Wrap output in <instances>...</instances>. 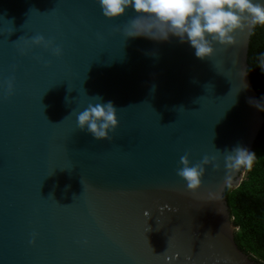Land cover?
I'll return each mask as SVG.
<instances>
[{"label": "water", "instance_id": "1", "mask_svg": "<svg viewBox=\"0 0 264 264\" xmlns=\"http://www.w3.org/2000/svg\"><path fill=\"white\" fill-rule=\"evenodd\" d=\"M135 15L0 0V264H165L167 248L171 264H262L238 247L228 201L246 170L224 182L225 150L252 151L264 124L247 63L257 27L209 61L176 38L125 40ZM37 34L63 55H21ZM97 95L117 107L110 140L77 128ZM185 153L219 165L195 196L177 176Z\"/></svg>", "mask_w": 264, "mask_h": 264}, {"label": "clouds", "instance_id": "2", "mask_svg": "<svg viewBox=\"0 0 264 264\" xmlns=\"http://www.w3.org/2000/svg\"><path fill=\"white\" fill-rule=\"evenodd\" d=\"M96 3L108 20L119 19L130 9L135 12V18L123 30L125 40L142 37L155 42H169L176 38L182 44H189L200 60L210 61L216 55L215 45L222 48L234 46L238 33L264 26L262 0H96ZM32 48H43L57 58L63 55L61 47L40 34L25 39L24 47L19 51L24 55ZM6 84L5 95L11 97L15 92L14 76ZM91 99L94 102L75 113L77 128L97 141L110 140L109 133H114L119 126L117 107L111 101L104 102L98 95L91 96ZM225 152L227 175L224 182L231 187L232 173L251 169L256 154L241 145ZM216 160V156L205 155L201 161L191 164L188 153L180 157L177 176L186 183L193 196L202 187L205 166L211 163L214 168L219 167ZM158 256L165 264L176 259V256L168 255V248Z\"/></svg>", "mask_w": 264, "mask_h": 264}, {"label": "trees", "instance_id": "3", "mask_svg": "<svg viewBox=\"0 0 264 264\" xmlns=\"http://www.w3.org/2000/svg\"><path fill=\"white\" fill-rule=\"evenodd\" d=\"M248 74L264 116V26H257L247 58ZM257 158L240 186L229 189L228 201L238 247L264 264V124L252 150ZM253 255H252V254Z\"/></svg>", "mask_w": 264, "mask_h": 264}, {"label": "rangeland", "instance_id": "4", "mask_svg": "<svg viewBox=\"0 0 264 264\" xmlns=\"http://www.w3.org/2000/svg\"><path fill=\"white\" fill-rule=\"evenodd\" d=\"M256 158H257V153H256ZM249 170H250V169H248V170L245 171V176H246V174H247V172H248ZM245 176H244V178H245ZM244 178H243V179H244ZM251 254H252V253H251ZM252 255H253V254H252Z\"/></svg>", "mask_w": 264, "mask_h": 264}, {"label": "flooded vegetation", "instance_id": "5", "mask_svg": "<svg viewBox=\"0 0 264 264\" xmlns=\"http://www.w3.org/2000/svg\"><path fill=\"white\" fill-rule=\"evenodd\" d=\"M244 178V177H243ZM239 231V227H238V229H237V231H236V233ZM258 261V260H257Z\"/></svg>", "mask_w": 264, "mask_h": 264}]
</instances>
